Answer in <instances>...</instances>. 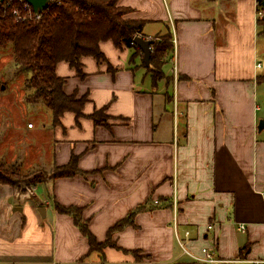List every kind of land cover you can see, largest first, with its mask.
Wrapping results in <instances>:
<instances>
[{
	"label": "crops",
	"instance_id": "0c3cea01",
	"mask_svg": "<svg viewBox=\"0 0 264 264\" xmlns=\"http://www.w3.org/2000/svg\"><path fill=\"white\" fill-rule=\"evenodd\" d=\"M118 4L143 22L139 35L169 37L163 76L154 79L139 45L110 39L100 42L104 60L81 58L83 77L67 61L57 64L65 92L87 101L80 116L67 111L57 125L49 109L43 160L55 166L77 156L85 174L40 182L19 196L0 184V263L205 264L184 253L178 235L200 257L208 248L218 259L214 264H258L264 259L258 1ZM101 109L106 124L92 117ZM56 203L80 207L100 242L141 209L132 224L113 233L117 246L100 252ZM132 250L150 258L137 260Z\"/></svg>",
	"mask_w": 264,
	"mask_h": 264
},
{
	"label": "trees",
	"instance_id": "16d2710c",
	"mask_svg": "<svg viewBox=\"0 0 264 264\" xmlns=\"http://www.w3.org/2000/svg\"><path fill=\"white\" fill-rule=\"evenodd\" d=\"M0 0V48H9L13 53L16 66L29 73L24 85L27 90V100L30 103L43 102L53 115V124L60 122L61 116L67 112L82 114L87 96L78 97L64 90L65 78L56 72L60 61H67L75 68L78 76L83 77L81 58L91 55L97 60H104L100 49L102 40H113L116 45L133 47V39L142 33L143 22L129 18V8L120 6L118 0H60L49 1L40 17L35 13L30 15L23 2ZM258 6L264 9L263 0H257ZM18 12V14H17ZM19 16V17H18ZM259 34H264V16L257 20ZM150 62L153 65L154 79L163 76L162 59L170 48L169 37L164 35L152 43ZM264 75L260 76V79ZM98 124H106L107 115L104 110H96L92 114ZM85 174L78 166L77 156L62 165H55L51 173L39 171L31 174H21L14 164H8L0 158V184H19L22 179L35 185L58 177ZM60 212L74 216L76 225L88 238L91 250L102 252L106 246H117L112 239L116 230L134 222V215L141 209H136L115 225L110 227L105 241L100 242L91 232L82 218V209L77 206H63L56 203ZM137 260L150 258L142 255L140 250L131 251Z\"/></svg>",
	"mask_w": 264,
	"mask_h": 264
},
{
	"label": "rangeland",
	"instance_id": "374dc122",
	"mask_svg": "<svg viewBox=\"0 0 264 264\" xmlns=\"http://www.w3.org/2000/svg\"><path fill=\"white\" fill-rule=\"evenodd\" d=\"M257 39L259 57L264 64V34H259ZM28 76V72L16 66L12 51L0 48V158L16 165L17 171L23 175L39 171L51 173L54 166L43 160L51 138L48 127L44 128L43 123L49 121L50 112L43 102L30 103L27 100L31 91L27 90L24 82ZM259 89L262 96L264 82ZM261 114L264 115V109ZM30 123L34 124V128H28ZM8 186L15 196H19L33 185L22 179L19 184ZM0 195L3 196V193ZM1 203L0 199V209ZM16 203L14 199L13 204ZM186 247L191 249L187 244Z\"/></svg>",
	"mask_w": 264,
	"mask_h": 264
},
{
	"label": "built area",
	"instance_id": "2783aa9c",
	"mask_svg": "<svg viewBox=\"0 0 264 264\" xmlns=\"http://www.w3.org/2000/svg\"><path fill=\"white\" fill-rule=\"evenodd\" d=\"M11 1H12V0H9V1H8V4H9ZM18 1H21V2L24 3L25 8L27 7V8H28V11L30 12V15H31L32 13H35V16H36V17H40L41 12H42L43 10L40 11V12L35 11L34 8H33V6H32V4L29 3L27 0H18ZM49 1H60V0H49ZM49 1H48V2H49ZM17 14H18V12H17ZM256 15H257L258 18L263 17V16H264V9H263L262 7H259V6H258V8L256 9ZM18 17H19V16H18ZM260 66H261V64L259 63V64H258V67H260ZM32 125H33L32 123L29 124V126H32ZM208 227H209V228H212V225H209ZM240 228H241L242 230L245 229V225H243V224L240 225ZM189 233H190V231L187 230V231H186V235H189ZM177 238H178V241H179L180 245L182 246V249H183L184 253L190 255L194 260L202 261V262L205 263V264H214L215 262H217L218 259H217L216 257H214L213 253L210 252L208 248L203 247V249H202V253H203L204 256H203V257H200V256L196 255L195 253L191 252V251L186 247V243H185V241H184L181 237H179V236L177 235ZM256 263H258V264H261V263L264 264V259L256 260Z\"/></svg>",
	"mask_w": 264,
	"mask_h": 264
},
{
	"label": "water",
	"instance_id": "95a60500",
	"mask_svg": "<svg viewBox=\"0 0 264 264\" xmlns=\"http://www.w3.org/2000/svg\"><path fill=\"white\" fill-rule=\"evenodd\" d=\"M29 3L32 4L35 11H42L48 4L49 0H27ZM262 5L264 6V0ZM133 42L139 45L144 53V59L147 65H150V56H151V45L153 43V39L151 38H144L142 35H136L133 39ZM259 129L264 128V120H260L258 124ZM12 199H10L11 201ZM15 210H21V206H15ZM40 212L45 214V207H40Z\"/></svg>",
	"mask_w": 264,
	"mask_h": 264
}]
</instances>
